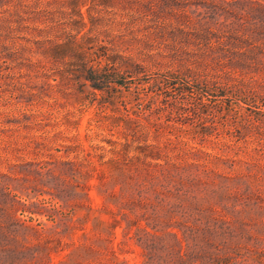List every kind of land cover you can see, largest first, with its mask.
<instances>
[{
	"label": "trees",
	"instance_id": "trees-1",
	"mask_svg": "<svg viewBox=\"0 0 264 264\" xmlns=\"http://www.w3.org/2000/svg\"><path fill=\"white\" fill-rule=\"evenodd\" d=\"M56 14L65 18L63 26L49 27L63 40L55 41L51 55L75 58L79 76L93 88H110L120 73L156 68L230 92L238 103L264 105V0H0V58L18 70L29 63L20 40L32 39L22 33L49 31ZM185 93L180 90L181 97ZM162 107L192 110L200 120L192 135L200 140L219 135L206 119L205 101L191 106L168 101ZM133 113L115 116L122 140H108L113 145L109 173L99 184L109 215L98 219L105 239L123 224L124 234L140 247V264H264V196L253 184L263 177L264 163L245 160L236 167L235 158L223 156L228 144L219 155L194 145L174 152L180 139L160 141L164 131L156 125L157 142L147 141L144 116ZM236 131L246 136L249 128L241 125ZM31 163L0 171L1 256L13 257L7 250L20 256L28 248L33 264H48L44 259L61 250L64 236L77 227L73 214L79 201L62 198L65 180L55 176L59 181L48 185ZM54 172L55 166L45 170ZM28 189L47 192L49 199L21 200L18 193L29 196ZM56 198L62 203L55 205ZM17 209L46 212L53 224L32 223V216H17ZM86 239L91 242L69 251L76 263L89 259L101 244L99 238ZM19 256L12 263L24 262Z\"/></svg>",
	"mask_w": 264,
	"mask_h": 264
},
{
	"label": "rangeland",
	"instance_id": "rangeland-1",
	"mask_svg": "<svg viewBox=\"0 0 264 264\" xmlns=\"http://www.w3.org/2000/svg\"><path fill=\"white\" fill-rule=\"evenodd\" d=\"M64 20L56 14L54 21L47 25L49 31L39 35L22 33L32 40H20L26 47L24 56L30 58L29 63L21 65L20 71L14 62H4L0 58V171L8 172L13 163L25 167V162H32L31 168L44 173L38 174L42 182L54 184L55 176L60 181L65 180L66 186L60 193L62 198L72 197L79 201L73 214L75 219L78 218L77 227L73 233L64 236L67 243L61 250L52 251L50 260L44 259L48 264H140V247L133 237L124 234L123 224L110 229L113 233L109 241L101 230L104 224H98V219L109 217L104 209L107 199L99 187L101 179L109 173L107 159L112 155L113 145L108 140H122L115 116L126 111L141 114L150 133L147 141L157 142V137L152 135L158 125L164 131L160 141L167 136L180 139L174 152L194 145L219 155L228 144L229 151L223 156L235 158V166L241 167L245 160L264 163V105L241 100L238 103L230 92L222 94L221 90L207 88L187 76L156 68L138 74L120 73L114 77L110 88H93L89 80L79 76L75 58L51 55L55 41H62L63 36L56 38L55 28L49 26L58 23L63 26ZM47 38L53 42L42 45L33 40ZM46 46L49 50L44 51ZM181 89L186 90L184 97H181ZM196 100L208 103L206 119L213 121L218 136L209 135L200 140L192 135L200 121L192 110L183 112L162 107L168 101L191 106ZM241 125L249 128L246 136L237 135L236 128ZM53 166L55 172L46 174L47 167ZM253 184L264 196V175ZM28 192L29 196L18 193L21 200H48L50 196L37 189H28ZM52 202L55 205L62 203L57 198ZM45 204L51 205L48 201ZM65 207L67 211L69 206ZM15 214L22 218L32 216V223L53 224L46 212L17 209ZM86 236L99 238L101 244L89 259L81 258L80 263H76L77 259H73L69 251L78 243L91 242ZM1 245L0 241V264H33L29 258L32 249L26 248L20 256L7 250L13 257H6L1 256ZM12 245L13 242L10 247ZM14 256L23 258L24 262L17 259L12 263Z\"/></svg>",
	"mask_w": 264,
	"mask_h": 264
}]
</instances>
